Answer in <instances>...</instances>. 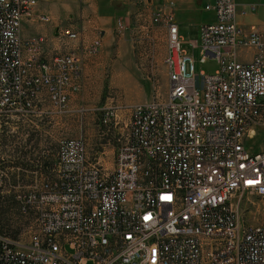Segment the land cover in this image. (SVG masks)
Here are the masks:
<instances>
[{"label":"built area","instance_id":"built-area-1","mask_svg":"<svg viewBox=\"0 0 264 264\" xmlns=\"http://www.w3.org/2000/svg\"><path fill=\"white\" fill-rule=\"evenodd\" d=\"M36 3L0 0V126L68 114L83 56L102 45L97 36L52 52L46 37H23ZM204 8L214 18L199 25L191 54L174 3L150 13L165 30L166 95L129 106L124 120L102 109V126L125 130L111 168L89 158L82 138L61 140L55 154L0 155V194L32 228L27 242L0 232V264H264V149L248 146L264 131V31L238 24L235 0ZM57 38L80 36L63 28ZM196 49L200 64L215 60L213 73L195 71ZM248 198L259 202L256 223Z\"/></svg>","mask_w":264,"mask_h":264},{"label":"rangeland","instance_id":"rangeland-1","mask_svg":"<svg viewBox=\"0 0 264 264\" xmlns=\"http://www.w3.org/2000/svg\"><path fill=\"white\" fill-rule=\"evenodd\" d=\"M122 21L125 29H114L111 39L103 43L95 55L87 57L92 67L87 73L84 70L83 86L71 96L70 112L37 121L14 118L7 124H2L0 155H25L28 146L39 152L48 150L50 154H55L61 140L82 138L89 158L98 159L100 164L111 167L116 139L122 137L125 130L122 129L121 122L109 130L102 126V109L110 107L120 120H124L129 106L155 97H165L167 85L166 67L163 63L166 51L165 30L151 25L147 10L140 9ZM187 37L188 40L198 39V35L188 34ZM182 49L186 54L192 53L186 42ZM198 56L196 49L195 71L213 73L217 68L215 60L207 59L200 64ZM248 146L253 152L263 150L264 131L259 130ZM248 199L256 206L246 211L247 222L256 223L259 202L253 198ZM246 200L245 196L244 201ZM31 230L30 220L18 213L13 195L0 194V232L27 242ZM86 264L92 263L89 261Z\"/></svg>","mask_w":264,"mask_h":264},{"label":"crops","instance_id":"crops-1","mask_svg":"<svg viewBox=\"0 0 264 264\" xmlns=\"http://www.w3.org/2000/svg\"><path fill=\"white\" fill-rule=\"evenodd\" d=\"M112 1L37 0L32 13L22 18L21 35L23 37L36 35L46 37L48 49L52 52L64 51L80 43H89L97 36L101 39V44H105L113 36L118 19L124 20L129 15L139 12L140 9L151 13L172 2L174 3V15L179 36L183 42L188 44L189 41H192L187 39L188 34L198 35L199 25L212 21L214 18L213 12L204 8L207 3H212L213 0H120L124 5L122 11L114 10L111 5ZM235 3L236 19L239 25L245 30L255 28L264 31V0H235ZM40 16H46L48 21H41ZM63 28L77 31L80 38L77 40L65 39L63 43L60 42L57 35ZM253 53V48L244 49L241 59L248 61ZM87 57L83 56L85 73L92 67ZM112 150L114 151V149ZM104 152L103 150L102 153ZM113 157L112 153V159ZM112 165L113 161L111 167Z\"/></svg>","mask_w":264,"mask_h":264},{"label":"water","instance_id":"water-1","mask_svg":"<svg viewBox=\"0 0 264 264\" xmlns=\"http://www.w3.org/2000/svg\"><path fill=\"white\" fill-rule=\"evenodd\" d=\"M111 5L116 11H122L124 9V5L120 0H113Z\"/></svg>","mask_w":264,"mask_h":264},{"label":"trees","instance_id":"trees-1","mask_svg":"<svg viewBox=\"0 0 264 264\" xmlns=\"http://www.w3.org/2000/svg\"><path fill=\"white\" fill-rule=\"evenodd\" d=\"M28 151V150H27ZM39 160L41 161V163L42 164H47V162H48V160H46V158L45 157H39ZM4 211L2 210V213H3ZM5 234V233H4Z\"/></svg>","mask_w":264,"mask_h":264},{"label":"snow or ice","instance_id":"snow-or-ice-1","mask_svg":"<svg viewBox=\"0 0 264 264\" xmlns=\"http://www.w3.org/2000/svg\"><path fill=\"white\" fill-rule=\"evenodd\" d=\"M163 199H170V197H164ZM147 219V218H146Z\"/></svg>","mask_w":264,"mask_h":264}]
</instances>
